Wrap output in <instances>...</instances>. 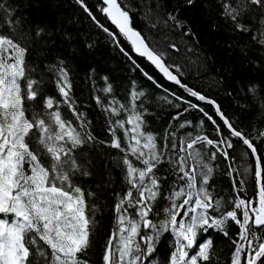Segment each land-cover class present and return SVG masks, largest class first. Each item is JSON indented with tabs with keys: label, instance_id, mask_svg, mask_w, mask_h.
<instances>
[{
	"label": "snow or ice",
	"instance_id": "snow-or-ice-1",
	"mask_svg": "<svg viewBox=\"0 0 264 264\" xmlns=\"http://www.w3.org/2000/svg\"><path fill=\"white\" fill-rule=\"evenodd\" d=\"M77 2L92 16L84 0ZM188 2L191 4L192 0ZM102 3L105 7L101 11L136 54L150 61L189 96L214 105L230 136L242 140L256 156V147L233 127L220 106L182 83L180 69L175 68L173 74L174 66L165 61L164 54L151 47L141 32L131 26L130 9L123 0H102ZM249 4L261 10L259 24L264 26V0H237L235 4L225 0L221 14L230 18L238 31L247 33L252 29L239 18ZM169 19L176 21L174 15ZM103 30L119 46L117 36L107 28ZM258 31L260 43L264 44V27ZM256 38L254 34L253 39ZM26 54L27 48L13 36L0 33V264H90L86 257L97 220L95 207L87 200L92 193H86L74 180L76 174L89 175L75 150L95 137L88 130L90 122L79 112L71 95L69 72L64 67L58 69L59 100L41 97L40 82L31 77ZM144 74L156 83L151 75ZM104 79L106 87L102 91L110 94L112 86ZM249 91L254 92L255 88ZM144 95L142 90H133L130 104H122L113 97L106 106L96 97V103L111 116L126 113L125 118L110 122V146L123 153L129 187L114 205L115 227L105 245L103 264H156L150 258L166 232L174 238L168 264H213L215 253L209 230L229 238L234 245L230 264H264V160L256 156L253 198L237 195L228 202L216 198L209 185L214 171L210 161L216 159L217 153L229 159L226 149L233 147L230 139L222 137L214 141L207 135L187 133L177 143L173 131L165 134L161 145L156 135L146 130L144 113L138 110L137 101L142 105L140 98ZM38 97L43 110H32L31 102ZM176 99L183 101L182 97ZM183 102L202 112L216 126L217 134L221 133L212 115L197 103ZM62 105L75 117V126L62 114ZM179 115L173 119L179 120ZM186 126L190 122H182L178 127ZM118 130H123L126 147L122 146ZM207 147L215 151L208 153ZM137 162L142 166L138 167ZM165 162L175 179L162 191L163 178L158 175V168ZM245 183L240 180L237 185L234 181L233 187L244 191ZM160 199L167 200V205L158 207ZM226 203L230 208H225ZM161 212L163 217L156 221L154 218ZM230 222L238 228L234 237L229 233ZM201 233L206 238L198 243Z\"/></svg>",
	"mask_w": 264,
	"mask_h": 264
},
{
	"label": "trees",
	"instance_id": "trees-1",
	"mask_svg": "<svg viewBox=\"0 0 264 264\" xmlns=\"http://www.w3.org/2000/svg\"><path fill=\"white\" fill-rule=\"evenodd\" d=\"M224 2L192 0L189 4L188 0H123L130 9L131 26L141 32L151 47L164 54L165 61L174 66V74L175 68L180 69L182 83L220 106L233 127L256 147V156L264 160V44L260 43L262 38L258 31L264 27L259 24L262 13L249 4L239 19L252 31H238L236 24L221 14ZM227 3L235 4L237 0H227ZM84 5L92 16L77 0H0V33L13 36L27 48L26 61L31 68V77L40 82L41 97L52 96L59 100L58 69L64 67L69 72L71 95L79 112L90 122L88 130L95 137L94 141L75 150L89 175L76 174L74 180L86 193H92L87 200L95 207L97 220L92 247L86 258L90 264H103L105 245L115 227L114 205L129 187L122 164L123 153L110 146V122L125 118L126 113L120 117L111 116L96 103V97H100L105 106L113 97L122 104H130V93L142 90L145 95L140 98L142 105L137 101L138 110L144 113L146 130L155 134L161 145L165 134L173 131L177 143L187 133L207 135L214 141L228 137L233 144L231 149H226L229 159L217 153L216 159L210 161L214 171L209 182L214 196L225 202L237 195L253 198L255 161L242 140L230 136L213 105L192 99L179 86L165 82L151 64L133 53L102 13L101 0H84ZM170 15H174L179 23L169 19ZM104 28L117 36L119 46ZM254 34L256 39H253ZM144 73L151 75L156 83L147 79ZM104 78L112 86L110 94L102 91L106 87ZM252 87L254 92L249 91ZM41 97L31 102L32 110H43ZM176 97L197 103L213 116L221 133L217 134L216 126L202 112L189 108ZM61 111L74 126L77 124L67 106L62 105ZM178 114L179 120L173 119ZM182 122H190V126L179 128ZM117 135L126 147L123 130H118ZM205 151L211 153L215 149L207 147ZM130 159L135 162L134 157ZM137 166L142 165L137 162ZM158 175L163 178L162 191L175 179L167 162L159 165ZM240 180L246 182L244 191L238 186L233 187L234 181L238 185ZM167 203L160 199L157 206ZM225 208H230V204L226 203ZM162 217L161 212L154 219L159 221ZM237 232L238 228L230 222V236L234 237ZM209 234L215 253L213 264H230L234 249L230 239L212 230ZM205 238L201 233L198 243ZM173 244L171 234L164 233L150 259L156 264H168Z\"/></svg>",
	"mask_w": 264,
	"mask_h": 264
},
{
	"label": "water",
	"instance_id": "water-1",
	"mask_svg": "<svg viewBox=\"0 0 264 264\" xmlns=\"http://www.w3.org/2000/svg\"><path fill=\"white\" fill-rule=\"evenodd\" d=\"M101 3H102V0H101ZM102 5H103V3H102ZM103 7H105V5H103ZM103 13V12H102ZM104 14V13H103ZM105 15V14H104ZM106 16V15H105ZM106 18H107V20L109 21V23L116 29V31L118 32V29L115 27V25H113L112 23H111V20L106 16ZM126 40V39H125ZM126 42L130 45V43L126 40ZM130 47H131V45H130ZM131 49H132V47H131ZM132 51H133V49H132ZM133 53L135 54V55H137L138 57H140L138 54H136L134 51H133ZM142 58H144V57H142ZM149 64H151V62L150 61H148L146 58H144ZM151 66L159 73V75L164 79V81L165 82H167V83H169V84H172V85H176L175 83H173V82H171V81H169V80H167V78H165L164 76H163V74L162 73H160L159 72V70L158 69H156L155 68V66L154 65H152L151 64ZM174 74V73H173ZM176 86H178V85H176ZM180 88V87H179ZM181 90H183L184 92H185V94L187 95V96H189L188 95V93L184 90V89H182V88H180ZM190 98H192V99H195L194 97H191V96H189ZM213 107H214V109H215V106L213 105ZM219 117V116H218ZM223 122V121H222ZM227 128V127H226ZM228 129V128H227ZM229 130V129H228ZM246 146V145H245ZM247 147V146H246ZM250 152H251V150L250 149H248ZM253 156V155H252ZM253 159H254V161L256 160V156H253Z\"/></svg>",
	"mask_w": 264,
	"mask_h": 264
}]
</instances>
